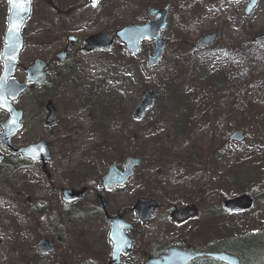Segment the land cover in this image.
Returning a JSON list of instances; mask_svg holds the SVG:
<instances>
[{"label": "rangeland", "instance_id": "374dc122", "mask_svg": "<svg viewBox=\"0 0 264 264\" xmlns=\"http://www.w3.org/2000/svg\"><path fill=\"white\" fill-rule=\"evenodd\" d=\"M87 1L31 0L13 79L23 82L22 68L34 59L49 70L44 86L30 87L13 102L23 113V130L12 143L44 140L50 161L42 170L40 163L0 151V264H106L108 223L95 192L108 214L121 212L135 225L128 234L132 251L120 264H142L144 256L182 242L188 232L173 227L169 212L188 204L198 210L188 222L201 227L196 248L264 237V42H254L264 36V0L248 18V0ZM149 6L168 8L162 56L150 68L151 40L128 55L114 38L124 26L149 22ZM5 26L6 0H0V51ZM97 32L114 38L111 50L81 52L83 40ZM213 32L218 38L211 46L193 51ZM68 37L76 40L69 47ZM63 50L66 60L58 63L55 55ZM146 91L154 94L153 105L135 121L133 111ZM46 101L56 110L52 127L43 123ZM7 116L0 109V122ZM234 131L243 133L244 142L228 140ZM127 156L142 165L124 187L103 191L100 178ZM83 188L80 199L62 200L61 189ZM239 195L254 200L252 210L225 213L222 200ZM138 197L159 205L144 226L130 212ZM40 239L53 245L51 254L37 251ZM244 263L264 264V253Z\"/></svg>", "mask_w": 264, "mask_h": 264}, {"label": "water", "instance_id": "95a60500", "mask_svg": "<svg viewBox=\"0 0 264 264\" xmlns=\"http://www.w3.org/2000/svg\"><path fill=\"white\" fill-rule=\"evenodd\" d=\"M26 2V10L23 3ZM30 2L31 0H21L20 4L13 6L7 0V17L6 28L3 36V45L0 52V108L9 113L7 119L0 123L2 132L0 133V150L9 151L13 155H20L23 158L31 161H38L42 163L44 168L46 162L50 160L48 147L44 141H39L36 144L24 147L15 148L11 145V139L17 135L23 128L21 124L22 112L16 110L11 102L15 101L22 93L27 90L28 84H34L37 87L41 86L46 81V71L48 66L40 61L34 60L30 66L24 69L25 83L19 84L11 79L17 68L19 52L22 49L23 39L21 36L22 28L30 16ZM92 4H97L99 0H89ZM258 0H248L244 9V16L249 17L253 8L256 6ZM147 13L150 17L157 16V19L150 21L148 24L142 26L124 27L115 33V37L124 44L126 52L131 55L139 51L140 42L143 39H151L154 43L153 57L148 58V67L157 63L162 55L164 47V40L159 36L161 30L166 27L167 7L155 10L152 7L147 8ZM19 25V31L12 30ZM217 38V34L204 35L193 47L194 51L208 47ZM264 36L257 38L256 42H263ZM74 42V38H69L68 43ZM113 41L105 34L99 33L88 37L82 51L85 53L94 51H109L112 47ZM60 62L66 58V53L62 52L57 55ZM153 93L147 91L141 101L134 110V118L139 121L143 118L146 111L153 105ZM45 109L47 115L44 124L52 126L55 123V110L51 102H47ZM161 126V125H160ZM229 139L240 143L243 140L241 132L233 133ZM1 161V158H0ZM141 165V160L137 158L127 157L124 161L123 171H119L114 165H111L107 173L102 177V188L105 190H114L117 187L124 186L128 180L133 176L134 169ZM85 192V189L79 192H72L71 190H62V198L64 201H73L80 198ZM96 203L104 210L106 202L100 196H96ZM223 208L232 212H246L253 206V200L247 196H239L223 202ZM157 209V204L146 198H139L136 200L133 211L142 225L149 221ZM197 215L194 207H186L181 210L174 209L170 218L175 223H183ZM110 224L108 238L112 244L110 262L108 264H119L122 254L131 251L132 242L126 236L133 227L126 223L120 216L108 217ZM37 250L42 253H49L52 251L51 245L46 240H40L37 244ZM197 258H209L221 264H240L239 259L233 255L224 252L213 253H195L192 250L183 251L177 248H170L166 251L164 256L160 258H149L144 264H188Z\"/></svg>", "mask_w": 264, "mask_h": 264}, {"label": "flooded vegetation", "instance_id": "af4514ba", "mask_svg": "<svg viewBox=\"0 0 264 264\" xmlns=\"http://www.w3.org/2000/svg\"><path fill=\"white\" fill-rule=\"evenodd\" d=\"M100 2H101V0H99V4H100ZM97 33H99V32H97ZM94 34H96V33H94ZM94 34H91V35H89V36H92V35H94ZM87 37H88V36H87ZM87 37H86V38H87ZM86 38H85V39L83 40V42L81 43L80 50L82 49V46L84 45V42H85ZM81 52H82V50H81ZM41 113H42V115H44V111H42ZM20 146H22V145H20ZM110 192H112V191H110ZM94 194H95V196H96L98 193L95 192ZM102 197H103V196H102ZM103 198H104V197H103ZM104 200H105V199H104ZM105 202H106V201H105ZM97 207H98V206H97ZM106 208H107V202H106V205H105V209H104V210H102L101 208L98 207V209H99L100 213L102 214V216H103L105 222L108 223V230H109V222H108V220H107V216H109V217L121 216L122 218H124V215H123L121 212H120V213H117V214H114V215H110V214L107 213ZM158 208H159V205H158ZM158 208H157V210H158ZM130 212L133 213V215L135 216L132 207H131V209H130ZM127 213H128V211H127ZM169 214H170V212H169ZM135 218H136V216H135ZM124 220H125V218H124ZM136 223H138V224L140 223V221H139L137 218H136ZM146 224H147V223H146ZM196 224H197V223H188V222L181 223V224H179V223H172V225H173V227H174L175 229H177V230H182V229H184V231H187V232H188L187 235L185 236V238L182 239V242H179V243L177 244V246H175V247L180 248V249H183V250L193 249V250H200V251H203V250H206V249L211 248V243L208 244V247H207V245H206L204 248H196V247H195L196 242L200 244L199 238H197V237H200V234H199V233H200V231H201V227L197 228V225H196ZM199 224H200V223H199ZM140 225H141V224H140ZM133 226H134V228H135V225H133ZM141 226H144V225H141ZM107 236H108V232H107ZM209 246H210V247H209ZM170 247H174V246L163 247V248L157 250L156 252H154V253H152V254H150V255L144 256V257H143V263H144L146 260H148L149 258H160L161 256H164L165 253H166V250H167L168 248H170ZM52 249H53V248H52ZM52 252H53V251H52ZM52 252H51V253H52ZM51 253H50V254H51ZM109 260H110V255H109V259L107 260L106 264L109 262ZM211 263H212L211 260H209V259H203V258H202V259L194 260V261H192V262H190V263H188V264H211Z\"/></svg>", "mask_w": 264, "mask_h": 264}, {"label": "trees", "instance_id": "16d2710c", "mask_svg": "<svg viewBox=\"0 0 264 264\" xmlns=\"http://www.w3.org/2000/svg\"><path fill=\"white\" fill-rule=\"evenodd\" d=\"M212 251L233 253L241 260L242 264H244V258H251L253 255L264 253V239L262 235L255 234H250L240 238L224 239L220 242H215L213 244ZM211 264L217 263L212 262Z\"/></svg>", "mask_w": 264, "mask_h": 264}, {"label": "snow or ice", "instance_id": "6c2138e0", "mask_svg": "<svg viewBox=\"0 0 264 264\" xmlns=\"http://www.w3.org/2000/svg\"><path fill=\"white\" fill-rule=\"evenodd\" d=\"M94 2H95V0H94ZM9 3L11 5H13V6H16L17 4H20L21 3V0H9ZM23 7L26 10V2L23 3ZM12 30H15V31L18 32L19 31V25L15 26L14 29L13 28H10V31H12Z\"/></svg>", "mask_w": 264, "mask_h": 264}]
</instances>
